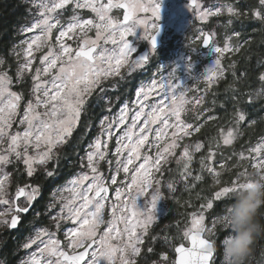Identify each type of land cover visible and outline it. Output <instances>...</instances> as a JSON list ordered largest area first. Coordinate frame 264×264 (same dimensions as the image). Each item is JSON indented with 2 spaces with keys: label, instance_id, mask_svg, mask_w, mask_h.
Masks as SVG:
<instances>
[{
  "label": "snow or ice",
  "instance_id": "6c2138e0",
  "mask_svg": "<svg viewBox=\"0 0 264 264\" xmlns=\"http://www.w3.org/2000/svg\"><path fill=\"white\" fill-rule=\"evenodd\" d=\"M30 2L36 10L34 18L21 28L25 38L10 51L15 58L14 76L10 74L12 65L0 58V226L16 229L30 212L42 190L41 184L31 183L39 171L48 180L59 174V150L71 142L97 90L98 100L103 99L104 111L110 114L99 119L96 135L80 155L78 145L93 127L91 120L85 123L84 132L73 145L80 171L57 186L44 209L34 213L35 219L47 216L51 227L35 228L26 237L21 248L28 251L35 247V251H28L19 264H139L156 252L158 242L174 251L175 259L170 260L168 252L162 251L151 264H215L212 237L218 224L229 229L230 208L214 217L211 227L206 225V213L217 202L232 201L236 191L254 186L248 166L264 179V135L246 149L243 145L241 150L235 149L244 135L241 126L251 128L257 123L247 119L244 105L264 97V57L256 60L255 79L260 84L256 89L250 88L247 62L251 58H245L242 68L230 58L247 52L244 46L251 44L249 40L241 42L237 23L258 22L264 35V0H247L243 7L241 0H218L208 6L201 0H190L188 7L201 23L223 18L217 20L223 44L216 39V29L206 32L198 28L193 38L194 43L211 47V66L190 85L178 78L175 67H158L149 82L137 87L131 102L126 101L114 114L112 100L104 94L115 90L117 84L105 88L104 82L115 78L125 81L150 63L160 26L151 23L149 32V23L140 14L150 13L158 20L159 4L153 0ZM121 10L122 18L115 14ZM138 28H142L140 38L148 41L150 48L133 58L138 49L129 37ZM188 67H192L191 60ZM226 73L231 76L224 88L229 95L219 107L231 104L228 127L221 125L216 135L202 139L198 134L205 125L220 118L201 106L209 93L218 96L212 89L225 80ZM201 81L203 94L197 86ZM190 92L198 95L189 97ZM211 104L215 107L217 100ZM188 105H192L194 122L184 118ZM228 149L231 152L226 154ZM233 157L237 158L233 168L244 161L251 163L227 185H221L222 172ZM173 161L175 167H167ZM194 163L199 167L194 169ZM121 173L123 178L118 179ZM206 176L219 186L210 196L202 194L204 188L196 191ZM21 177H25L24 182ZM13 183L14 193L9 191ZM181 185L189 194L183 204L194 210L187 213L183 227L176 220L150 235L151 227L165 214L161 201L181 204L175 195ZM194 200L200 201L198 207ZM68 222L73 226L61 239L57 233ZM173 227L175 233L170 234Z\"/></svg>",
  "mask_w": 264,
  "mask_h": 264
},
{
  "label": "trees",
  "instance_id": "16d2710c",
  "mask_svg": "<svg viewBox=\"0 0 264 264\" xmlns=\"http://www.w3.org/2000/svg\"><path fill=\"white\" fill-rule=\"evenodd\" d=\"M247 0L241 1V7ZM30 5L26 0H0V56L7 58L8 62L13 59L10 51L14 45H16L21 39V28L24 25H27L30 21ZM237 27L241 32H245L244 38L246 40L251 41L250 45H245V49H248L247 52H244L242 55H235V58L238 61V68H242L245 66V58L250 57L251 59L247 62V67L250 71L251 82L250 88L255 89L260 84L255 79L258 70L255 68L257 58L264 57V35L261 33V25L255 23L253 21L246 22L243 25L237 23ZM196 45V43H194ZM146 76L140 75L138 73L132 74L125 81H120L119 79L115 82L117 84V88L115 90L107 91L108 97L112 100V109H115L118 105L124 104L126 101H130L134 93L139 85L140 81L143 80ZM231 81L230 74L226 73V78L223 81H220L217 86L214 87L212 91L217 92L218 96L213 97L211 93L209 94V99H216L217 105L213 107L215 109L217 117L220 119L212 121L205 125V127L201 130V133L198 134L200 138L213 136L217 132V128L221 125L224 127L228 125L229 116L227 113L231 112V104H226L224 108L219 107L220 102L225 100V97L229 94L224 92V88L227 83ZM109 86H106L108 88ZM98 94V93H97ZM97 94L94 93L91 97L89 104L87 106V113L83 114L81 117L80 126L73 133V137L69 145L60 149L59 151L62 153L60 166H59V174L54 179H45L43 176V172L39 171L37 175L32 179L31 183L33 184H41L42 190L39 198L34 203L32 207V211L27 213L24 217L23 222L20 224L19 228L13 230L7 234V232L2 236L1 244H0V259L3 260L5 264H17L20 259V255L22 251L20 250V243L22 240L30 233L32 229V225H49L50 221L45 215H41L38 219L34 218V210L42 211L44 209L45 204L50 199L51 189L65 181L69 178L78 167L79 157L74 155L73 145L76 144L77 139L84 132V125L87 121L91 120L93 127L84 137V140L79 143V153L83 154L87 143L96 135L98 128L96 127L99 119L104 116V101L103 99H99ZM245 100L247 97L244 98ZM245 111L247 112V119L255 120L257 123L254 125L255 135H261L264 133V99L261 98L256 100L252 104L244 105ZM249 131V129H247ZM244 140V138H243ZM198 164L194 163L196 168ZM168 167L174 168L175 163L171 162ZM163 179L166 181L168 179L167 171L164 172ZM25 181V177H21V182ZM200 188H204L205 191L202 193L205 196H210L213 189L210 186L208 180L200 184L196 191H199ZM166 191V190H165ZM167 194V193H166ZM176 196L181 200V204L177 205L172 200H167V213L164 217H162L156 224L151 227L150 235L156 234L160 232L161 228L165 224H172L176 220L181 221L182 225L187 221V213L193 211L194 209L190 206H186L183 204L184 200L189 199V194L187 192L182 191V185L177 187ZM198 207L200 201H193ZM183 214V215H181ZM51 225V224H50ZM170 234L175 233V228L169 229ZM162 244V243H161ZM159 247V242L156 244Z\"/></svg>",
  "mask_w": 264,
  "mask_h": 264
},
{
  "label": "rangeland",
  "instance_id": "374dc122",
  "mask_svg": "<svg viewBox=\"0 0 264 264\" xmlns=\"http://www.w3.org/2000/svg\"><path fill=\"white\" fill-rule=\"evenodd\" d=\"M26 1L29 3L30 8H31L30 0H26ZM188 1L189 0H153V2L159 4L160 8H162V6H167L169 8L170 12L173 11V12H175L177 14V18L171 24L170 31L166 32L165 37H164L163 45L160 48V52L154 54V56L152 57L154 59L153 60L151 59L150 63L146 66V68L135 72V73H138V74L143 75V76H146L147 74H149L148 77H145L143 80L140 81L139 85L141 83L149 82L150 79L152 78L153 72L157 71L158 67H162V68H164L166 70L175 67L176 68V74H177L178 78L181 81L186 82L187 84L190 85V84H192L194 82V80H195V78L197 76L202 75L205 72L206 68L211 66V64L213 62V57H214V53H213L211 47L209 46L208 48H202L200 46V43H196V45H194L193 38L195 36H197V34H198L197 33V29L198 28H203L204 29L206 26H210V24H212V28L211 29H216V31L218 33V36L216 37V39L219 41L220 44H223V30L219 29L217 27V20L218 19H223V18H215L214 17V18H211L207 22L201 23L199 20H197V19H195L193 17V14H192L191 10L188 7V4H189ZM210 1H211V3L218 2V0H210ZM145 2L147 3L148 0H145ZM201 3H203L204 6H208L209 4H211V3L205 4L202 0H201ZM35 11L36 10L34 8H31L30 21H29V23L27 25H29L32 22V20L34 18ZM115 14L118 17L121 16V13H119V12H116ZM140 18H144V19H146L148 21V23H149V29L148 30L150 32L152 30L151 27H150L151 23H155L152 20L151 14L150 13L149 14H140ZM161 19H162V16L160 14L158 20H161ZM255 23H258V22H255ZM24 26H26V25H24ZM235 28H236V30L240 31L239 28L237 27V24L235 25ZM142 33H143L142 28H138L136 30V34L129 37L130 41H132L133 44L135 46H137V49H139L141 46H143L146 43V40H143V39L140 38L142 36ZM244 34H245V32H242L241 42H243V40H246L243 37ZM24 38L25 37L22 34V39H24ZM192 47H198V48H196L194 50ZM0 58H4L8 64L12 65V69L10 71V74H12L14 76L15 58L13 57V59H11L9 62H8L7 58H5L3 56H0ZM230 58L234 59V60H237L235 58V55L231 56ZM189 60H191V62H192V67L191 68L188 67ZM228 62H229V59L226 58L225 61H224L225 65H227ZM122 71H124V70L122 69ZM135 73H133V74H135ZM118 79L119 78H115L114 81L111 80V79L109 81H105L104 82V87L106 88V86H110V84H112L113 82H116ZM197 86L201 89V93L200 94H203L202 90L205 87L204 83L201 81ZM259 87H260V85L257 88H259ZM96 94H97V97L100 95L98 90H97ZM209 94L206 96L205 104L203 106H201V110L203 109V107H207V108H209L211 110V114L212 115L217 116L216 112H215V109L213 108V106L211 104V101L213 99L212 98H210V99L208 98ZM104 95H106L108 97V93L107 92ZM188 95H189V97H191V96H196L198 94L195 93V92H190V93H188ZM133 98H134V96H133ZM261 98L264 99V97H261ZM261 98H259V99H261ZM259 99H257V100H259ZM131 100L127 101V102H131ZM122 105H118L115 109H112V114L117 112ZM188 109H189V111L186 113L184 118L187 121H189V122H194L193 117H194L195 114L192 111V105H188ZM108 114H110V113L105 112L104 115H108ZM204 118L205 117L201 118V122H203ZM227 127H228V125L225 126V128H227ZM251 128H254V130H255L254 126L251 127ZM251 128H249L247 126V124H244V125L241 126V131L244 133V135L242 136V138L235 145V149L237 151L241 150V145H243L245 149L248 146H250V145H254L258 141L259 137L261 135H264V133H262L261 135H255V137L253 139H251V140L245 139V141L243 142V137L245 135H247L249 131L254 132V130H252ZM247 129H249V131ZM208 137H210V136H208ZM110 147H114V144L110 145ZM230 152H231V149H228L226 151V154H229ZM236 159H237L236 157H233L232 161L228 165V169L222 172V175L220 177L221 185H227L230 181H232L233 179L236 178V173L238 171L243 170V167L248 166L251 163L250 161H244V162L241 163L240 167L233 168L232 165L236 163ZM198 166L199 165H197V167ZM49 167H51V164L49 165ZM102 167H104V166L102 165ZM217 167L219 168L218 164H217ZM193 168L194 169L196 168L194 166V164H193ZM8 171H12V168L9 167ZM79 171H80V161L78 163V167L76 168V171L74 172V174H72L65 181L69 180L73 175H75ZM248 171L251 172V171H253V169L250 166H248ZM122 178H123V174L121 173V176L118 179H122ZM206 180H208V182L210 183V186H211V188L213 190H215L216 188L219 187V186L213 185L211 177L206 176ZM65 181L55 185L51 189L50 193H52V191L54 189H56L57 186L63 185L65 183ZM9 191L14 193V191H15V183H13L10 186ZM142 201H143V198H140V202L141 203H142ZM231 203H232L231 200L226 201V203L224 205L225 208L223 210V213L218 214V215L225 214L227 206H230ZM166 204H167V200L166 199L161 201L160 208H161L162 211L165 212V214L161 215L159 220L162 217H164L166 215V213H167V205ZM0 211H3V207L2 206H0ZM34 212H37V211L34 210ZM106 215H107V212H106ZM213 218L214 217H211V218L208 219V221H206V224H209V227H211V221H212ZM31 225H32V229L30 230V233L26 237H28L29 235L33 234V230L35 228H38V227H41V226H49V227H51L50 224L49 225H37V223H36V225H34V224H31ZM72 226L73 225H72L71 222L65 223L63 225V227L61 228V230L57 233L59 238L63 239V233L68 228H70ZM183 226H184V224L182 225V227ZM217 227L225 228L223 225H220V224H218ZM5 230H8V228L0 226V244H1L2 236L5 234L3 231H5ZM26 237H25L24 240H22L23 242L20 243V250L22 251V254L20 255V259L18 260L17 264H19V261L21 259L25 258L28 255V251H35V247H33L32 249H30L28 251H25V250H23L21 248L22 243L26 242ZM161 243L162 242H159V247L155 245L156 252L154 254H150L147 257V261H145L144 259H141L139 261V264H151L152 260H158V258H159L158 254L160 252H162V251L168 252L169 259L172 260L171 254L173 253V251L171 249L167 248L166 246H162ZM147 246H148V241H146V244H145V247H147ZM0 264H5L2 259H0Z\"/></svg>",
  "mask_w": 264,
  "mask_h": 264
},
{
  "label": "clouds",
  "instance_id": "9594fccd",
  "mask_svg": "<svg viewBox=\"0 0 264 264\" xmlns=\"http://www.w3.org/2000/svg\"><path fill=\"white\" fill-rule=\"evenodd\" d=\"M250 179L254 186L236 191L229 206L230 232L220 242L223 264H252L257 238L264 235V179L255 170Z\"/></svg>",
  "mask_w": 264,
  "mask_h": 264
},
{
  "label": "flooded vegetation",
  "instance_id": "af4514ba",
  "mask_svg": "<svg viewBox=\"0 0 264 264\" xmlns=\"http://www.w3.org/2000/svg\"><path fill=\"white\" fill-rule=\"evenodd\" d=\"M205 4H209L211 3L210 0H202ZM242 1V0H241ZM189 3V1H188ZM166 7V11L165 12H161L160 10V14L162 16V19L161 20H155L153 17H152V20L158 24V25H161L163 24L164 25V29H163V35H162V38H161V44L156 47V50H155V53H159L160 52V48L162 47L163 45V42H164V37H165V34L166 32H169L170 31V28H171V24L173 23V21L177 18V14L175 12H170L169 8L167 6H162V8ZM161 9V8H160ZM119 13H121V18H122V10L119 11ZM169 16V17H168ZM212 28V24H210V26H206L204 28V31H209L211 30ZM152 31V30H151ZM150 31V32H151ZM150 48V44L148 41H146V43L141 46L139 49H138V52L137 53H134L133 54V57L135 58V56L143 51L144 49H148L149 50ZM154 56V55H153ZM152 60L154 58H151ZM151 61V60H150ZM255 137V134L254 132L252 131H249L247 135H245L243 138V142L245 141V139L247 140H251ZM22 199V198H21ZM226 201L228 200H224L222 202H217L214 204V209L209 211L208 213H206V221H208L209 218L211 217H215L217 216L218 214H221L223 213V210H224V205L226 203ZM34 206V205H33ZM32 211V209L30 210ZM25 217V216H24ZM24 217H23V220H24ZM22 220V222H23ZM21 222V223H22ZM208 227H209V224H206ZM20 226V225H19ZM19 228V227H18ZM16 228V229H18ZM16 229H8V230H5L3 231L4 233L7 232V234H9V232L13 231V230H16ZM217 234L215 236H213L212 238L216 241L217 243V250H216V254H215V257H214V260H215V264H222L223 262V259H222V250L220 249V242L221 240L229 234L230 230L227 229L226 227L225 228H219L217 227V230H216ZM185 246H189V244L187 242H185ZM262 253H264V235H261L260 237L257 238V242H256V252H255V255H254V258L252 260V264H264V255H262ZM171 257H172V260L175 259V253L173 251V253L171 254Z\"/></svg>",
  "mask_w": 264,
  "mask_h": 264
},
{
  "label": "water",
  "instance_id": "95a60500",
  "mask_svg": "<svg viewBox=\"0 0 264 264\" xmlns=\"http://www.w3.org/2000/svg\"><path fill=\"white\" fill-rule=\"evenodd\" d=\"M189 3H190V0H189ZM161 10V12H165L166 11V7H164V8H161L160 9ZM160 27H159V31H158V33H157V47L161 44V38H162V35H163V29H164V25L163 24H161V25H159ZM202 48H208L209 46H201ZM148 51V49H144L143 51H141V53H143V52H147ZM187 247V246H186Z\"/></svg>",
  "mask_w": 264,
  "mask_h": 264
}]
</instances>
